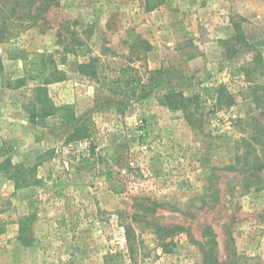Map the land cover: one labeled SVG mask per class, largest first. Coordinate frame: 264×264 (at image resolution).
<instances>
[{"label": "rangeland", "instance_id": "rangeland-1", "mask_svg": "<svg viewBox=\"0 0 264 264\" xmlns=\"http://www.w3.org/2000/svg\"><path fill=\"white\" fill-rule=\"evenodd\" d=\"M146 1L50 0L35 22L41 0H0V264H264V0ZM40 56L64 77L42 93ZM92 58L105 81L79 74ZM129 65L173 82L121 99L105 83ZM83 124L94 155L66 144Z\"/></svg>", "mask_w": 264, "mask_h": 264}, {"label": "trees", "instance_id": "trees-1", "mask_svg": "<svg viewBox=\"0 0 264 264\" xmlns=\"http://www.w3.org/2000/svg\"><path fill=\"white\" fill-rule=\"evenodd\" d=\"M46 1V2H45ZM50 0H41L40 5L36 8V12L32 13V7L25 13L24 15L19 17V21L24 19H31L35 22H38L40 17V12L48 7ZM145 9L151 11L153 10L158 4H161V1L156 2L154 4L151 1L147 0L145 3ZM14 11V10H13ZM5 31L0 30V43L3 42L7 36ZM138 50H143L148 52L152 49V46L147 41L140 40V44L137 47ZM43 57V56H40ZM49 61V63H48ZM98 60L96 58H92L89 62H84L78 65L79 74L89 78L91 80L99 82L101 79L104 81L107 79L106 76L103 75L102 72L98 71ZM38 67L40 68V72L38 75L34 76L33 79L39 81L38 85L36 86V91L38 93H42L45 91V86L60 82L64 79L62 76L63 73L56 72L54 70V62L52 59H46L45 57L41 58L40 61L37 63ZM52 64V65H51ZM50 66V67H49ZM53 67V68H52ZM146 81H144V75H142L141 71L136 67L129 65L126 68H123L119 71V74L116 79L113 81H109L105 83V86H108L110 89L108 91L113 94L114 96H119L121 99L124 100H132L134 99L138 93H144L150 89H157L163 87L165 85H170L173 82V79L169 73H166L164 70H147L146 73ZM219 89L209 88L207 89L208 95L212 94L213 92L218 91ZM221 90V89H220ZM200 102L204 101L202 96L197 97H187L182 92H177L176 90H171L166 97L167 102L173 108H184L186 110H190L189 108L193 105V103L197 100ZM51 115H56L64 122L71 124L77 121V115L74 111V108L69 105H63L60 107L51 106L50 108L46 107L43 109L41 116L47 117ZM251 139L244 138L243 142H249ZM88 142V149L87 151L90 152V155L95 154V146L91 142V135L89 133L88 126L83 124L82 126L78 127L68 138L66 144L72 148V151H75L79 148L80 144H84ZM263 143L264 141H260ZM85 150V151H86ZM83 153H86V152ZM83 153L81 155L83 159ZM257 171L262 172L264 170V161L258 159L257 162ZM129 236V231H128Z\"/></svg>", "mask_w": 264, "mask_h": 264}]
</instances>
